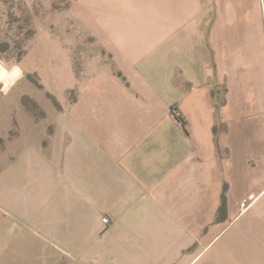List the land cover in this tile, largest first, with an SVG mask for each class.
Returning <instances> with one entry per match:
<instances>
[{
  "label": "crops",
  "instance_id": "0c3cea01",
  "mask_svg": "<svg viewBox=\"0 0 264 264\" xmlns=\"http://www.w3.org/2000/svg\"><path fill=\"white\" fill-rule=\"evenodd\" d=\"M105 4L51 140L6 114L0 264H264L262 0Z\"/></svg>",
  "mask_w": 264,
  "mask_h": 264
},
{
  "label": "rangeland",
  "instance_id": "374dc122",
  "mask_svg": "<svg viewBox=\"0 0 264 264\" xmlns=\"http://www.w3.org/2000/svg\"><path fill=\"white\" fill-rule=\"evenodd\" d=\"M105 5V0H0L1 136L8 138L9 131V137L51 140L57 116L73 105L90 65L104 58L89 27L97 25ZM262 5L264 10V0ZM6 166L0 157V179Z\"/></svg>",
  "mask_w": 264,
  "mask_h": 264
},
{
  "label": "built area",
  "instance_id": "2783aa9c",
  "mask_svg": "<svg viewBox=\"0 0 264 264\" xmlns=\"http://www.w3.org/2000/svg\"><path fill=\"white\" fill-rule=\"evenodd\" d=\"M172 113H173L174 116H178L179 115V111H177V109H175V108L173 109ZM103 221L104 222H108L109 218L107 216H105V217H103Z\"/></svg>",
  "mask_w": 264,
  "mask_h": 264
},
{
  "label": "trees",
  "instance_id": "16d2710c",
  "mask_svg": "<svg viewBox=\"0 0 264 264\" xmlns=\"http://www.w3.org/2000/svg\"><path fill=\"white\" fill-rule=\"evenodd\" d=\"M174 109V108H173Z\"/></svg>",
  "mask_w": 264,
  "mask_h": 264
}]
</instances>
